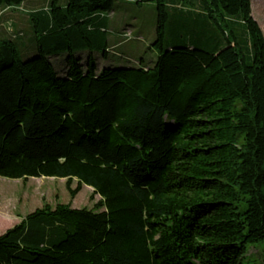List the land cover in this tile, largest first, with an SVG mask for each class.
<instances>
[{
  "label": "trees",
  "instance_id": "trees-1",
  "mask_svg": "<svg viewBox=\"0 0 264 264\" xmlns=\"http://www.w3.org/2000/svg\"><path fill=\"white\" fill-rule=\"evenodd\" d=\"M39 1L31 56L0 34V177L63 178L71 198L87 185L100 199L21 217L0 233V264H264V35L251 0H133L155 4V62L101 71L114 0ZM170 12L190 43L164 46Z\"/></svg>",
  "mask_w": 264,
  "mask_h": 264
},
{
  "label": "rangeland",
  "instance_id": "rangeland-1",
  "mask_svg": "<svg viewBox=\"0 0 264 264\" xmlns=\"http://www.w3.org/2000/svg\"><path fill=\"white\" fill-rule=\"evenodd\" d=\"M64 4V0H60ZM45 1L24 0L17 7H0V34L5 37L16 33L19 37L17 48L21 59H26L27 47L36 51L31 38L29 12L44 6ZM253 18L258 22L264 35V3L251 0ZM166 24L164 46L190 43L192 39L185 30L176 31L177 16L170 12ZM156 11L153 2L135 3L133 0H114L107 22L108 49L106 55L102 50L95 52L97 67L101 71L105 67H135L140 63L151 67L158 55L152 45L155 41ZM198 34H202L199 30ZM217 30H210L208 36L214 37ZM198 36V35H197ZM85 49L76 52L80 56ZM31 54V53H30ZM54 67L59 70L63 62V53L51 57ZM61 71V70H59ZM75 182L72 187H75ZM92 189L83 185L81 190L71 198L65 188V179L53 177L10 179L0 177V233L15 225L29 212L44 203L55 206L56 203L68 204L71 208L91 209L99 201V195L90 198Z\"/></svg>",
  "mask_w": 264,
  "mask_h": 264
},
{
  "label": "crops",
  "instance_id": "crops-1",
  "mask_svg": "<svg viewBox=\"0 0 264 264\" xmlns=\"http://www.w3.org/2000/svg\"><path fill=\"white\" fill-rule=\"evenodd\" d=\"M31 1H36V0H31ZM257 2L259 3H264V0H257ZM85 52H87V51H85ZM85 55V54H84Z\"/></svg>",
  "mask_w": 264,
  "mask_h": 264
}]
</instances>
